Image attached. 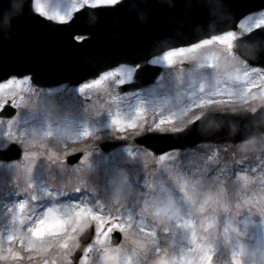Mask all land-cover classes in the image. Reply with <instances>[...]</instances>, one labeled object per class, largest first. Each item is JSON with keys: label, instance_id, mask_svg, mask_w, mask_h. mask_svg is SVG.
I'll list each match as a JSON object with an SVG mask.
<instances>
[{"label": "rangeland", "instance_id": "374dc122", "mask_svg": "<svg viewBox=\"0 0 264 264\" xmlns=\"http://www.w3.org/2000/svg\"><path fill=\"white\" fill-rule=\"evenodd\" d=\"M106 3L35 0L57 21ZM260 25L264 10L237 33L151 58L162 72L128 92L120 86L140 65L78 86L40 87L31 75L0 82L6 108L16 109L10 117L0 109V149L22 150L18 160L0 161V264H264V134L162 154L137 141L183 130L210 110L264 106V68L235 51L238 35ZM103 142L116 145L103 150ZM75 153L81 158L69 165ZM89 219L94 239L75 259ZM113 228L122 235L116 245Z\"/></svg>", "mask_w": 264, "mask_h": 264}, {"label": "water", "instance_id": "95a60500", "mask_svg": "<svg viewBox=\"0 0 264 264\" xmlns=\"http://www.w3.org/2000/svg\"><path fill=\"white\" fill-rule=\"evenodd\" d=\"M264 9V0H119L111 5H86L67 21L37 12L34 0H0V81L31 75L39 86L79 85L120 64L140 65L134 81L122 91L155 81L162 68L148 61L167 50L197 43L236 29L246 15ZM82 37V39H78ZM251 65L264 67V26L237 39L235 48ZM13 107L1 112L12 116ZM264 134V107L255 113L208 112L185 130L148 134L140 144L162 154L200 142H240ZM154 138H158L155 139ZM113 142L102 143L110 149ZM20 148L0 150V158L14 159ZM80 154L69 157L75 163ZM89 228L83 245L93 237ZM120 234H113L118 243ZM82 255L77 252L76 257Z\"/></svg>", "mask_w": 264, "mask_h": 264}, {"label": "snow or ice", "instance_id": "6c2138e0", "mask_svg": "<svg viewBox=\"0 0 264 264\" xmlns=\"http://www.w3.org/2000/svg\"><path fill=\"white\" fill-rule=\"evenodd\" d=\"M116 3H118V0H107V3H106L105 5H111V4H116ZM40 7H42V8L44 9V11L41 12V11L38 10V12H39L40 14H42V15H45V12H46L47 15H45V16H48L49 14H48V12L46 11L44 5H40ZM56 18H58V19L61 20V21L64 20V16H63V18H60V17L57 15ZM0 100H3V107H0V109L5 110L6 106H8L9 104H11L10 101H8L7 99H4L3 97H0ZM69 157H70V156H69ZM69 157H68V162H69ZM92 222H93V220L89 219V223H88V224H85V225L80 229L81 234L84 233V232H86L89 228H91V227L93 226V225H92ZM109 223H111V221H109ZM94 226H95V228H96V225H95V224H94ZM107 226H108V225L106 224V225H105V228H107ZM116 229H118V228H113V229H112V232L110 233V236H111V234H112ZM92 238H93V237H92ZM109 242H110V240L108 239V240L105 241V244H107V243H109ZM76 247L79 248V244H78V243H77Z\"/></svg>", "mask_w": 264, "mask_h": 264}, {"label": "bare ground", "instance_id": "6f19581e", "mask_svg": "<svg viewBox=\"0 0 264 264\" xmlns=\"http://www.w3.org/2000/svg\"><path fill=\"white\" fill-rule=\"evenodd\" d=\"M35 222H36V220H35Z\"/></svg>", "mask_w": 264, "mask_h": 264}]
</instances>
